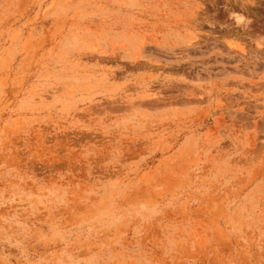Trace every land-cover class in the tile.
Wrapping results in <instances>:
<instances>
[{
	"label": "rangeland",
	"instance_id": "obj_1",
	"mask_svg": "<svg viewBox=\"0 0 264 264\" xmlns=\"http://www.w3.org/2000/svg\"><path fill=\"white\" fill-rule=\"evenodd\" d=\"M0 264H264V0H0Z\"/></svg>",
	"mask_w": 264,
	"mask_h": 264
},
{
	"label": "clouds",
	"instance_id": "obj_2",
	"mask_svg": "<svg viewBox=\"0 0 264 264\" xmlns=\"http://www.w3.org/2000/svg\"><path fill=\"white\" fill-rule=\"evenodd\" d=\"M239 19H242V17H240Z\"/></svg>",
	"mask_w": 264,
	"mask_h": 264
}]
</instances>
